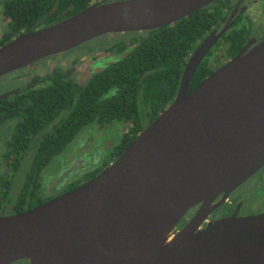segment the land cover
<instances>
[{"label":"water","instance_id":"1","mask_svg":"<svg viewBox=\"0 0 264 264\" xmlns=\"http://www.w3.org/2000/svg\"><path fill=\"white\" fill-rule=\"evenodd\" d=\"M214 1H98L0 46V77L105 34L169 25ZM223 31L193 50L172 102L104 169L0 216V264H264V213L228 212L200 227L264 165V39L189 91Z\"/></svg>","mask_w":264,"mask_h":264},{"label":"trees","instance_id":"2","mask_svg":"<svg viewBox=\"0 0 264 264\" xmlns=\"http://www.w3.org/2000/svg\"><path fill=\"white\" fill-rule=\"evenodd\" d=\"M96 1L8 0L4 8L10 17L8 34L14 36L47 27ZM226 3L215 0L169 25L131 32L127 40L97 50L114 52L117 58L92 73L84 83H75L56 71L34 76L31 86L1 97L0 123L12 119L14 125L0 160L14 176L27 156L30 165L13 199L6 176L4 180L1 178L6 190L0 191V215L6 204L11 203L13 212L19 213L44 200L37 197L42 169L52 158L61 155L81 128L90 123L129 124L111 151V161L116 158L144 128L142 115L148 125L172 102L189 54L218 24ZM9 38H3L0 44ZM209 74L206 64H199L189 90ZM98 172L99 169L89 172L84 179ZM76 185H70L67 190ZM183 224L181 219L174 231Z\"/></svg>","mask_w":264,"mask_h":264},{"label":"flooded vegetation","instance_id":"3","mask_svg":"<svg viewBox=\"0 0 264 264\" xmlns=\"http://www.w3.org/2000/svg\"><path fill=\"white\" fill-rule=\"evenodd\" d=\"M7 1L8 0H1L0 1V42L3 40V38H6L8 36H10V38L8 39V41H10L14 37L20 35V34H17V35L11 36L8 34L9 25H10V17L8 15H6V13L4 12L5 3ZM98 1H101V0H98ZM98 1H96V2H98ZM109 1H111V0H109ZM225 2H227V3L225 4V7L223 8L222 16L220 17L218 24L212 30H210L206 34V36H204L202 38V40L196 45V47H197L210 34H217L219 31L224 30L223 33L213 42V44L208 49V51L206 52V54L204 55L202 60L199 62V64H201V63L206 64L210 73H212L215 69H217L218 67H220L221 65L226 63L228 60H230L232 57H234L240 51H242L244 49L248 50L249 48L254 46L256 43H258L259 41L264 39V0H225ZM8 41H5L3 44H0V46L4 45ZM83 46H85V43H83V44H81V45H79V46H77L71 50H68L66 52L56 54V55L50 56V57L42 59V60H48L49 61L50 58H52V57H61V55L65 56L72 51L79 50ZM93 52H95V51H93ZM190 54H189V56H190ZM42 60L36 61L31 65L22 67L20 69H17L13 72L8 73V74H11V73L17 72L19 75L18 78L20 80V83L16 87L9 89L8 91H6L4 93H0V98L5 96V95H8V94L15 93L16 91H14V90L17 88H20L19 90H22V89H25V88L31 86L34 76L42 77V76H45V75H48L52 72L57 71V72H62L64 77L70 78L71 75L73 74V72L76 70V67L74 64L79 63L81 61V60H79V58H74V59H71L68 61L67 67H65V69L57 67L58 68L57 70H54V69H52L51 71L48 70L50 72L47 71V73H42V74H40L39 72H36L35 74H33L27 70L30 67H32L33 65H35V63H38ZM199 64H198V66H199ZM73 67H74L73 71L71 73H69L70 69ZM20 71H23V72L20 73ZM1 77H3V76H1ZM191 83H192V78H191V81L189 84V89H190ZM19 90H17V91H19ZM6 121H8V120L1 122L0 126L2 124H4ZM12 126L13 125H11V128H12ZM10 132L11 131H9L8 134L5 135L3 138V143H2L3 147L1 146L3 149H4L5 140L7 139V136L9 135ZM74 160L76 162L74 163V165H73L74 168H72V169L75 170V168H79L81 170V176L79 178V180H81V182H79L76 185V186H78L80 183L82 184V183H84L90 179V178L84 179V176L87 173L92 172V171L82 169L83 166L78 161V158H76ZM23 163H24V161L22 162L20 168H22ZM108 164L109 163H107V164L104 163L103 165H101V167H99V172L102 169H104ZM29 165H30V161H29L27 167L25 168L24 173H22V175L14 176V173H10L9 169H7L0 160V191L6 190L3 183H2L3 177L6 176L5 177L7 179L6 183H8V185H9L8 190H9V193L11 194L10 198L13 199L14 195L20 190V187L23 184L24 175H25V172L28 169ZM70 169L71 168L69 167L68 169L64 170L63 173H60V176L66 175ZM20 170L21 169H19V172H20ZM95 175L96 174H94V176ZM41 178H42V172L40 174V179L38 182L39 187H38L37 197L39 196V193L41 192V186H42ZM250 180H251V182L256 183L258 188H260L261 190L264 191V165H262L255 173H253L251 176H249L240 186H238L232 192H230V194L226 197V199L223 201V203L219 207L215 208L214 210H212L209 213L206 220L202 223V225L200 227H203L206 224V222L208 220L213 219V217H216V216L228 213V212H236L240 216L264 213V204L261 203V201L264 200V198L261 200H258L255 203H251V204L247 205L245 203V199L239 196L240 187L243 184H245L247 181H250ZM76 186H73L72 188H74ZM253 187H255L254 184H253ZM71 189H69V190H71ZM46 197L48 199L45 200ZM53 197H55V196L46 195L45 197H42V198L38 197V198L44 199V200H41L40 203H42V202H45V201H47ZM219 199H220V196L216 197V199L212 203L217 202ZM14 209L15 208H14V206H12L11 203L6 204L5 206H3V211H2L3 214L2 215L14 214L15 213V212H13V211H15ZM197 209H198V206H194L193 208H191L189 211H187L185 213V215L181 218V219H183L184 223H186L194 215V213L197 211Z\"/></svg>","mask_w":264,"mask_h":264},{"label":"rangeland","instance_id":"4","mask_svg":"<svg viewBox=\"0 0 264 264\" xmlns=\"http://www.w3.org/2000/svg\"><path fill=\"white\" fill-rule=\"evenodd\" d=\"M130 34L131 33H113L99 36L86 42L85 46L79 50L72 51L65 56L52 57L49 61L42 60L35 63V65L27 70L33 74L36 72L42 74L47 73L48 70H57V67L65 69L69 60L79 58L81 61L74 64L76 70L73 72L70 79L78 84L84 83L92 73L103 68L117 58L114 52L97 50L103 49L105 46H109L114 42L125 41L130 37ZM88 49H92L95 52H91ZM23 71H20V73ZM18 76L16 72L1 77L0 93H4L19 85L20 80ZM141 122L144 127L147 126V120L144 114L142 115ZM11 125H14V120L9 119L0 126V154L3 152L2 143L4 136L7 135L9 131H12ZM128 126V123L114 121L102 126H99L97 123H90L81 128L76 137L66 146L62 154L52 158L43 168L41 192L38 197L42 198L46 195H59L67 191L70 185H76L81 182V180H79L81 170L79 168H75V170L72 169L74 168L73 165L76 162L74 159L76 158H78V161L82 164V169L88 171H96L104 163H110L111 151L114 146L120 142ZM29 161L30 157L27 156L22 168H20V172L17 174L18 176L24 173ZM69 167L71 168L69 172L66 175L60 176V173H63V171ZM253 184L255 187H253ZM239 190V196L245 199L247 205L264 198V191L258 188L257 184L251 182V180L243 184ZM261 203L264 204V200H262Z\"/></svg>","mask_w":264,"mask_h":264}]
</instances>
